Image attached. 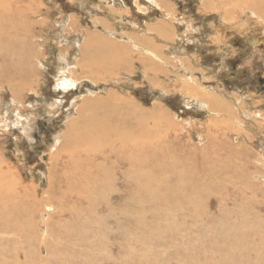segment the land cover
I'll list each match as a JSON object with an SVG mask.
<instances>
[{
    "label": "rangeland",
    "instance_id": "obj_1",
    "mask_svg": "<svg viewBox=\"0 0 264 264\" xmlns=\"http://www.w3.org/2000/svg\"><path fill=\"white\" fill-rule=\"evenodd\" d=\"M244 2L209 0L204 6L202 0L0 1V12L8 14L10 26L18 22L17 30L7 31L23 58H13L12 64L26 74L11 82L0 77V196H10L7 207L16 204L26 214V220L19 221L23 233L11 227L0 232V249L12 251L0 252V264H47L44 258L65 257L74 250L84 264L239 262L224 259V252L248 250L247 229H239V223L264 225V21L253 16L249 10L253 8ZM161 24L165 31L170 28L168 35L154 30ZM145 38L157 43L158 56L142 50ZM111 43L115 48L104 57L97 51L102 59L87 56L92 48L107 50ZM186 77H193L196 89H204L206 97L217 95L233 109L241 108L248 117L235 111V118L243 127L202 104L200 92L188 91L192 84ZM111 94L145 111L142 128L153 127L152 112L155 118L159 111L169 116L174 129L168 137L193 150L177 151L175 145L166 149L169 142L162 138L165 148H155L151 162L175 161L187 152L195 159L200 156L201 182L196 192L182 189L183 195L173 198L163 185L147 180L148 175L133 188V176L121 184L115 174L94 213L78 216L72 210L77 201L87 203L82 198L57 203L54 192L59 178L68 175L67 160L74 154L66 150L64 134L72 122L85 130L109 115L103 103ZM89 101L97 104L90 107ZM165 130L157 134L164 135ZM159 141L156 138L155 145L160 146ZM62 145L65 150L57 159ZM98 151L81 155L97 156L94 162L99 164L105 151ZM180 183H174L177 191L183 188L184 182ZM34 200L37 206L31 213ZM59 204L67 213L60 215ZM78 219L83 222L74 225ZM50 222H63L60 230H70L72 237L59 236L63 232L50 228ZM11 231L19 244L13 250L8 240Z\"/></svg>",
    "mask_w": 264,
    "mask_h": 264
},
{
    "label": "bare ground",
    "instance_id": "obj_2",
    "mask_svg": "<svg viewBox=\"0 0 264 264\" xmlns=\"http://www.w3.org/2000/svg\"><path fill=\"white\" fill-rule=\"evenodd\" d=\"M208 2H209V0H202V4L204 6H207L209 4ZM244 3L245 4L248 3V6H251L254 9V10L249 9L253 16H256V17L261 16L263 21H264V0H245ZM0 17H1L0 18V73L2 74V75H0V77L3 76V79L5 81L11 82V80L13 81L15 79L24 78L26 75L25 72H23V70H21L18 67H14L12 64L13 58H14V60H15V58L17 60H20V58H23V57H20L21 55L19 54V50H17L18 46L14 47V45H13V41H12L13 37L11 36L12 33L8 34L9 28L16 27V30L18 29V27H17L18 24H16L18 22L12 24V27H11L10 26L11 21H9V16L5 12V10H4V12H0ZM154 30L157 31L161 36H166L170 32V28L167 31L164 30V24L154 26ZM18 33L19 32H17V31L14 33L15 41H16V36L18 35ZM21 40H23V39H21ZM152 40H153L152 38H145L144 39L145 47L142 48V50L147 52L146 54L149 53V54H152V56L153 55L158 56L156 49H159V46H157L156 45L157 43L155 44ZM136 42L140 43V40L136 41ZM87 44H88V46L91 47V40ZM19 46H20V44H19ZM96 46L99 47V44L97 43ZM106 47H107V50H98V49L92 48L90 50V52L87 54V56H89L93 60L98 61V59H102L104 57V53H110V50L115 48V44L111 43V44H108ZM97 51H100V53H101V55H103V57L97 56ZM111 53H114V52L112 51ZM183 74H185V73H183ZM185 75H187V74H185ZM186 78H187V81L192 84L191 87L188 86L189 87L188 91H194L195 94L200 92L199 94L201 95V97L198 98V100L202 104L206 105V107H208L214 111H217L218 113L223 112L224 116H228V117H231L233 119H236L235 118L236 112H238L243 117H248L245 112L240 110L241 108L238 109L236 107L235 109H233L232 106L229 105L227 100L224 99L223 97H219L217 95H213V96L208 95V97H206L203 93L204 89H201V90L196 89V83L193 82V77H189V78L186 77ZM182 80H184V79H182ZM68 81H71V80H68ZM103 101L104 100H102V102ZM93 104H97V101L87 102V105L88 106L90 105V107H94ZM103 106H105V108H107L109 110L108 111L109 115H107L105 118H102L103 120L96 119V123H92V121H89L92 123V125H90V127H92L93 129L89 128V129L83 130L79 126L78 127L80 129H78L75 125L78 122H72L69 125L70 128L64 134V140L63 141L67 142L66 150L69 148V149H71L69 152H71V154H72V151H74V154L71 155V159H69L73 163H70V161L67 160L68 166L71 167L69 169L68 175L63 177V178H59L58 187H57L56 191L54 192V193H56L55 195L57 196L56 197V201H58L57 203H63L62 202L63 199L70 198V197L72 198L73 196L76 198H79V199L82 198L87 203L83 205V204L79 203L78 201L77 202L75 201L76 205L73 206L72 210L74 212L77 211L78 216L88 214L89 212L94 213V211H92V210L96 211L95 207L99 204V202H98L99 201L98 199L100 198L99 196L104 197L105 194L103 195V192H106V194H107L108 190L107 191H105V190L107 189L108 184L111 185L110 180L112 179V177L115 176V174L117 176V179L120 180L119 183H121V184H123L124 180H126L127 177L133 176L134 181H135L134 186H132L133 188L139 187L136 185L137 180L141 179V177H143L145 179V176L148 175L147 180L151 179V182H153L155 184L157 182V185H160V184L163 185L167 189L166 194H168V193L172 194L173 198H178V195L182 196L183 195V194H181L182 192L179 193L182 189L185 192H192L193 193L196 189L200 188V186H198V183L201 182V179H200V174H201L200 173V165H201L200 164V156H199V158L195 159V157L192 153L187 152V154L185 156H183L181 154V156L174 159L175 161H172V159H171L170 162H164V163H162V162L161 163L151 162V160H153V157H151V156L156 157L155 152H154L155 148H165L164 146H161V143H163V141L161 140L162 138H166L165 143L169 142V145L166 147V149L172 150L174 148L173 145H175V148L177 149V151L184 152V151H187L186 149L193 150V148H191L190 146H189V148H187V146H186V148H184V145L178 144L176 137H174V136L172 138L168 137L167 134L170 131H172V129H174L173 128L174 122L169 118V116L168 117L166 116L165 112L159 111L158 116L156 115V118L152 112L151 113V121L153 123L152 124L153 127H147V128L143 127L142 128V122L145 119V117H144L145 111L138 110L137 107L135 108V106L133 105L132 102L125 101L124 99L111 94L105 98ZM224 118H226V117H224ZM220 119H222V118H220ZM237 119H236L237 124L239 126H242V123L239 122ZM223 124H224L225 128L230 127L229 123H223ZM162 125H163V127H162ZM166 128L168 131L165 130L166 133H164V135L159 136V134H157V132L159 133ZM218 134H216V135H218ZM96 136H100V137L98 139H96ZM156 138H157V141L161 140L157 143L160 146L155 145L154 141ZM72 144H73V146H71ZM63 145L60 146V149L57 151V156H56L57 159L61 158L62 150H65L63 148ZM207 147L209 149L212 148L211 150L215 149L212 145H207ZM93 150H97V152H99L98 150L105 151L104 153H102L104 155H103V158L99 161V164L94 162V159H96L97 156L93 158V156L87 157V156L81 155L85 152H91ZM204 151L207 152L206 147H205ZM233 156H236V152H233ZM203 157L205 159H207L206 154H204ZM211 160H213V159H211ZM196 161H198V162H196ZM60 163L62 164V162H60ZM105 163H108V164H105ZM202 164H203V162H202ZM107 165H109L110 167H107ZM211 166L214 167L215 164L213 163ZM59 167H61V166H59ZM203 168H205V167H203ZM60 172H61V170H60ZM5 175H6L5 172H2L1 177L2 176L5 177ZM205 175H206V173H205ZM203 179H202V181H203ZM108 181H109V183H108ZM206 181H205V183H207ZM175 182H179V183L181 182L180 184H182V182H184L183 188L178 189V191H177L176 190L177 187L175 188V186H174ZM202 184L204 186V182H202ZM203 186L201 185V187H203ZM205 187L206 186H204L203 188H205ZM2 191H4V189ZM0 192H1V188H0ZM242 193H243V191H242ZM242 193H240V194L242 195ZM185 197L182 199H185ZM173 200H175V199H173ZM195 200L197 201L199 199H195ZM9 201H12L10 196H8V198L6 195H3V197L0 196V232H6V229H9L11 227V230L18 232L20 235L24 231L20 230L21 225H20L19 221H20V219L23 220L24 216L26 214H23L22 212H20L22 210V207L21 206L19 207L16 204L15 205L8 204V207H7L6 202H9ZM72 201H74V200H72ZM166 201H167V199H166ZM108 202H110V201L108 200ZM164 202H165V200H164ZM35 204H36V201H35V203L34 202L32 203L31 213H34V211H35V208L37 206ZM109 204L110 203H108V205ZM59 205H61L60 207L62 208V204H59ZM111 206H109V207H111ZM113 207H115V206H113ZM50 208L52 209V207H49V209ZM163 208H164V206H163ZM66 209L65 208L60 209L59 210L60 215H61V213H67L68 210L66 211ZM112 209H114V208H112ZM166 209H167V207H166ZM117 210H119V209H117ZM121 210H123V209H121ZM161 210H163V209H161ZM29 211H30V209H29ZM69 211H71V208ZM127 211L129 212V210H127ZM57 214H58V212H57ZM120 214L121 213H119V215ZM72 216L74 217V215H72ZM73 217H71V219H74ZM103 217H105V216H103ZM117 217H118V215H117ZM114 218H115V216H114ZM134 218H135V216H134ZM24 220H26V218ZM61 221H63V220H61ZM80 221L81 220H79V219L74 220L73 223H74V225H76L78 222L80 224ZM100 221H102V220H100ZM133 221H135V220H133ZM81 222H83V221H81ZM50 223H51L49 225L50 228L55 227L57 230L61 231L59 226L62 225L63 222H50ZM92 224H93V222H92ZM239 224H240V225H238L239 229L242 227L243 228L246 227L245 229H247V231H245L246 233L245 232L244 233L246 235H248L247 240H250V241H248V242L245 241L247 244L246 245L244 244V245L247 246L248 250L244 254H239V252L236 250L230 251L229 255H227L226 252H224L225 257L224 256L223 257H224V259L226 258L225 261L227 262V260H231L232 258L233 259L236 258L237 260H239V262L236 261L234 264H264V225H262L261 222H257L256 224L251 223L248 225V221L246 222L245 220L241 221ZM236 226L237 225H235V227ZM61 228L64 229L63 226ZM95 228H96V226H95ZM96 230L97 229H95V231ZM69 231L70 230H62L61 232H63V233H59V236L71 238L72 235L69 233ZM107 231H108V229H107ZM10 233L13 234L12 231ZM75 233L78 234L79 232L75 231ZM90 233H91V230H90ZM90 233H88V234H90ZM95 234H97V233H95ZM241 238H242V236H241ZM235 239H236V241H240L237 234H236ZM2 240H4V239H2ZM8 240H11L9 242L13 245L12 250H13L14 246L19 245L18 242L13 241V240H16L14 237V234L12 237L8 238ZM89 240H91V239H89ZM242 243H244V242H242ZM232 245H235V242ZM101 246H103V244ZM231 247L233 248V246H231ZM98 249H99V246H98ZM234 249H235V246H234ZM99 251H101V250L99 249ZM0 252H3V253L10 252L11 253L12 251L9 247H5L3 249V251H2V249H0ZM75 252H76L75 250H74V252H69L68 255H66L65 257L50 256L48 258H44L43 261H48L47 264H84L82 261H80V259H78V257L80 255L78 253L76 254ZM227 252H229V251H227ZM107 254L109 255V253H107ZM94 256H92V257H94ZM24 258H26V257H24ZM28 258L30 259V257H28ZM15 259H16V256H15ZM62 260H66L68 263H65L64 261L61 262ZM95 262H97V261H95ZM11 264H17V263L11 262ZM151 264H152V262H151Z\"/></svg>",
    "mask_w": 264,
    "mask_h": 264
},
{
    "label": "flooded vegetation",
    "instance_id": "obj_3",
    "mask_svg": "<svg viewBox=\"0 0 264 264\" xmlns=\"http://www.w3.org/2000/svg\"><path fill=\"white\" fill-rule=\"evenodd\" d=\"M42 127L39 129V132H41Z\"/></svg>",
    "mask_w": 264,
    "mask_h": 264
}]
</instances>
